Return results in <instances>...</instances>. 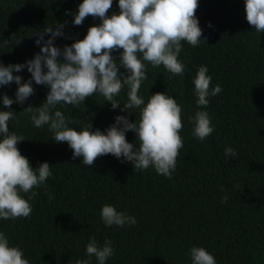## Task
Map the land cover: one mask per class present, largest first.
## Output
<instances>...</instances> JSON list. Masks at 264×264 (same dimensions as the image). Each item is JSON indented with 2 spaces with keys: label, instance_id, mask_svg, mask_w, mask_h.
Here are the masks:
<instances>
[{
  "label": "trees",
  "instance_id": "obj_1",
  "mask_svg": "<svg viewBox=\"0 0 264 264\" xmlns=\"http://www.w3.org/2000/svg\"><path fill=\"white\" fill-rule=\"evenodd\" d=\"M80 3L0 0V62L7 66L33 58L40 51L36 32L45 24L55 27V22L67 21L65 36L54 40L61 49L83 39L88 28L101 21L88 16L82 25H74L70 13L78 11ZM119 11L118 0H113L107 15ZM195 15L206 42L196 47L181 42L178 59L185 65L184 74L172 76L163 65L144 61L147 79L138 92L145 104L150 95L165 92L181 106L183 148L171 178L152 167L135 171L131 162L111 154L98 157L93 166L81 163L83 157L72 159L67 142H56L47 125L35 127L32 114L23 111L44 102L49 87L33 81L34 94L18 104L16 83L0 86V110L15 113L10 131L24 138L17 144L21 154L33 168L48 162L52 172L32 190L37 194L29 201L28 217L0 218V231L29 264H76L80 259L98 264L95 256L86 254L91 236L101 246L105 239L112 241L113 255L106 264H191L193 246L204 247L216 264H264V32L248 24L245 0H198ZM122 51L112 55L118 60ZM201 65L208 68L211 87L219 84L222 91L198 108L193 80ZM120 72L127 75L122 66ZM14 75L31 78L26 67ZM127 92L124 86L114 97L121 103L116 109L99 93L77 106L61 103L56 109L69 127L80 130L91 123L92 131L104 132L118 115L139 119L140 108L121 111ZM4 94L14 101L10 108L2 103ZM197 110L208 112L214 128L203 142L193 136L189 120ZM126 139L138 146L134 132L128 131ZM229 146L236 150L235 157H226ZM22 195L27 199L31 192ZM224 196L227 201L222 203ZM105 204L134 216L136 224L106 226L100 215Z\"/></svg>",
  "mask_w": 264,
  "mask_h": 264
},
{
  "label": "clouds",
  "instance_id": "obj_2",
  "mask_svg": "<svg viewBox=\"0 0 264 264\" xmlns=\"http://www.w3.org/2000/svg\"><path fill=\"white\" fill-rule=\"evenodd\" d=\"M112 4L113 0H82L78 11L70 13L74 16L72 23L82 25L88 16L98 17L101 23L90 26L83 39L64 45L63 49L55 46L54 40L65 36L63 29L67 21L55 22V27L45 24L43 31L36 32L35 43L40 45V51L33 58L7 66L0 62V86L15 82L18 104H24L34 94L33 81L49 87L44 102L39 106L28 105L23 111L32 114L30 119L35 127L47 125L56 142H67L72 159L83 157L81 163L93 166L98 157L111 154L121 162H131L135 171L152 167L157 174L171 178L183 148L179 134L183 128L181 106L165 92L150 95L145 104L138 92L142 81L147 79L144 61L153 67L163 65L172 76H182L185 65L178 59L181 42L186 41L193 47L206 42V38L201 39L202 29L195 15L198 0H118L119 13L108 16ZM245 12L248 24L256 32H264V0H245ZM45 34H49L48 39ZM119 49L123 51L117 60L112 52ZM121 66L127 75L120 72ZM25 67L31 74L30 79L14 75ZM207 73V66L201 65L193 80L198 108L206 107L208 97L222 91L219 84L211 87L212 78ZM124 86L128 88V102L121 111L140 108L139 119L131 121L127 116L118 115L104 132L99 128L92 131L91 123L80 130L69 127L64 113L56 109L61 103L77 106L97 93L116 109L121 103L114 97ZM2 103L10 108L14 101L4 94ZM14 118L13 111L0 110V218L5 220L28 217L32 212L29 201L37 194L32 190L52 175L48 162L33 168L21 154L17 144L24 138L9 128ZM189 120L193 124V136L201 142L214 131L205 110H197ZM128 131L136 134L138 146L127 141ZM225 155L235 157L237 152L229 146L225 148ZM221 190H225L223 186ZM29 192L31 195L25 199L22 193ZM226 201L227 196L222 197L221 202ZM100 215L106 226L123 227L137 222L134 216L110 204L102 206ZM113 251L111 240L105 239L101 246L95 236L86 245L87 256H95L98 264H106ZM189 255L191 264H216L215 257L202 246L191 247ZM0 264H29L23 251L18 246H10L8 236L2 231ZM76 264H90V260L80 259Z\"/></svg>",
  "mask_w": 264,
  "mask_h": 264
}]
</instances>
